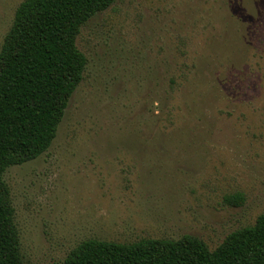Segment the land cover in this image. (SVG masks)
<instances>
[{
  "label": "rangeland",
  "instance_id": "374dc122",
  "mask_svg": "<svg viewBox=\"0 0 264 264\" xmlns=\"http://www.w3.org/2000/svg\"><path fill=\"white\" fill-rule=\"evenodd\" d=\"M23 0H0V49ZM51 146L7 168L29 264L99 238L197 236L264 213V0H115L82 26ZM242 191L245 202L225 195Z\"/></svg>",
  "mask_w": 264,
  "mask_h": 264
},
{
  "label": "trees",
  "instance_id": "16d2710c",
  "mask_svg": "<svg viewBox=\"0 0 264 264\" xmlns=\"http://www.w3.org/2000/svg\"><path fill=\"white\" fill-rule=\"evenodd\" d=\"M115 0H23L0 49V264H29L20 247L7 168L35 159L52 144L68 101L83 79L84 23ZM242 205V191L225 195ZM62 264H264V213L211 250L194 235L117 242L89 238Z\"/></svg>",
  "mask_w": 264,
  "mask_h": 264
}]
</instances>
